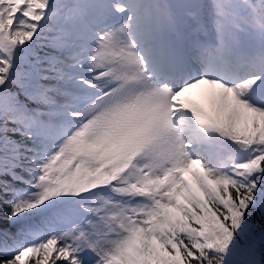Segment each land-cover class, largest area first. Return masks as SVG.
I'll list each match as a JSON object with an SVG mask.
<instances>
[{
	"label": "snow or ice",
	"instance_id": "6c2138e0",
	"mask_svg": "<svg viewBox=\"0 0 264 264\" xmlns=\"http://www.w3.org/2000/svg\"><path fill=\"white\" fill-rule=\"evenodd\" d=\"M0 264H264V0H0Z\"/></svg>",
	"mask_w": 264,
	"mask_h": 264
}]
</instances>
